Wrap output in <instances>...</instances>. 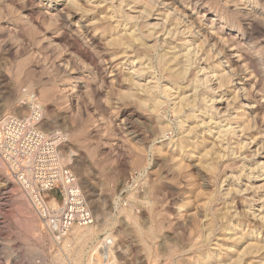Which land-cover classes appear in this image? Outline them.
Listing matches in <instances>:
<instances>
[{"label":"clouds","instance_id":"obj_1","mask_svg":"<svg viewBox=\"0 0 264 264\" xmlns=\"http://www.w3.org/2000/svg\"><path fill=\"white\" fill-rule=\"evenodd\" d=\"M179 3L201 10L192 20L173 5L194 34L215 28L229 37L217 41L229 50L220 62L228 82L250 101L241 110L259 106L241 122L264 134V0ZM155 6L0 0V189L16 185L13 206L0 205V217L15 220L0 229V264H264V227L223 211L235 207L222 202L223 182L240 177L226 175L232 162H223L235 152L216 156L215 129L233 118L193 103L195 75L205 87L212 79L207 66L189 76L170 49L143 42L141 8ZM145 73L152 79L141 84ZM235 133L243 135L239 123ZM202 191L216 194L215 207ZM245 191L255 194L245 203L255 202L264 185ZM53 198L78 206L82 222L54 231Z\"/></svg>","mask_w":264,"mask_h":264},{"label":"rangeland","instance_id":"obj_2","mask_svg":"<svg viewBox=\"0 0 264 264\" xmlns=\"http://www.w3.org/2000/svg\"><path fill=\"white\" fill-rule=\"evenodd\" d=\"M156 1L157 0H151V1L147 0L145 2L149 3V4H153ZM174 4H175V6L178 8V10L180 12H183V13L187 14V16L190 15L189 19H192V20L195 19L194 13H193V7L186 8L183 4L179 3V0H175ZM193 6H195V4H193ZM195 10H196V12H200L201 11L198 7H196ZM143 15H146V14H143ZM151 21L154 23L155 19L147 18L145 20H141L140 21L141 28L145 27V28H143L145 34H146V30H147L146 29L147 26H145V25L150 23ZM143 23H144V25H143ZM135 27H136L135 23H131L130 27L128 28V31L131 32L133 30V28H135ZM121 30L123 31V25L121 26ZM220 35H222L227 40L225 42L229 41V37L226 34L222 33ZM216 37L218 38L219 36L217 35ZM204 38H206L205 35L200 37L199 40L201 41ZM206 39L209 41L210 44H213V42L216 41V43H215L216 46H214L215 48L213 47L214 48L213 50L215 51V53H214V51L213 52L211 51V53H210L211 54V58L208 59L207 62L210 64V66L218 65L219 62L224 61V58L227 56L226 54L228 52L226 53V50L224 49V47H221L220 44H217V41H218L217 39L211 40L212 38H209L208 36H207ZM206 39L202 43V46L204 45L203 47H204L205 51L208 50L211 47V46L208 45V41ZM143 42L145 44L146 43H150L151 45H152V43L153 44L155 43V41H148V40H146V41L144 40ZM224 45H226V43ZM165 48L169 49V46H165ZM217 50H219V52H220V55L218 57H217ZM213 57H216V59L214 61L212 59ZM130 59L131 60H135L136 57H131ZM218 60H219V62H218ZM203 64L206 65L205 63H202V64H200V66H204ZM219 65L221 66V68H227L226 66H224L221 63H219ZM232 68L236 69L235 64L232 65ZM214 70H216V69H214ZM195 71H196L195 68L190 69L188 71V75L189 76H193L195 74ZM143 78L140 80L141 84H146V82H148L149 80L152 79L151 75L148 74V73H145ZM231 81L232 82L228 86H226V87H228L227 88V92H226V96L224 97L223 100H221L219 102L217 101V103H215V106H217V107L219 106L220 111L225 113L228 117H231V118L234 117L233 121H232V119L229 120V123H232V125H233L232 127L235 126V128H236L237 124L239 123L240 124V132H241L242 128H244V131L241 132V133H243V135H240V137L238 135L239 133L229 134L228 136H226L227 139H225V141L223 143L220 142V138H218V136L216 134V136H217L216 144L221 145V147L215 149L216 156L218 158L223 159V157L225 156V151L235 152V153L237 152L238 153V154H235L234 156H228L227 159L223 160L224 163H229V161H231L232 162V166L234 165L233 167H230L229 169H227L226 175H228L229 177H234V176L240 177L239 183H237V181L234 180V179L224 180V182H223L224 183V189H226L228 192L227 191L224 192L222 190V195L224 197V200L222 202L234 203L235 207H234V209L231 208V207H225L223 209V211L225 213H231L233 211H235L237 214L245 213L246 215H245V217H243L244 223L248 224L249 222H251V227L253 229H257L258 227H264V221H261L260 219H257L258 216H264V212H262L260 210V207H262V203L260 202V198L264 197V192H260L259 193V196H258V198H257V200L255 202L248 201L247 203H245V197L246 196L247 197H251V196L254 195L253 192H249V191H245V190L247 189V187L258 188V187L264 185V183H263L264 182V172H261V170L258 168L259 164H261L262 166L264 165V138H258V137L264 136V134H262L259 131V129H257V128L249 129V128H245L244 127V124L241 121L245 117V114L247 113L248 120H251V117L256 114V111L258 110L259 106L257 105L256 108H245L244 110H241V106L242 105H248V103H250V101H249L248 98L247 99H243L241 96H238L239 95L238 94L239 84H237L236 80H234V79L231 80ZM162 82H161L162 85H164V84L169 85V81H167V80L162 81ZM220 92L221 91H216V93H215V91L208 92L207 88H202L200 91H198V96H197V99L195 101V104H197V105L199 104V102H200L199 99H201L203 101H206V100L210 99L212 97V95H213V97L218 98V100H219L220 99L219 95L221 94ZM202 93H203L204 96L202 95ZM234 98L236 100H234ZM225 99H226L227 102L228 101L231 102L230 106H229V109L227 111H226V108H228V106H227V102L225 101ZM237 115L238 116L242 115V116L240 118L239 117L236 118ZM216 118L219 119V117H216ZM221 124L225 125L226 123L224 121H222ZM217 130L218 129L216 128L215 132H217ZM250 141H251V143H250ZM235 144H237V145H235ZM209 148H210V151H209L208 155H212V150H213L212 149V145H210ZM257 151H258V155H257ZM259 160L260 161L262 160V161L260 162ZM242 168H245V172L250 171V169L254 168L255 171H254V169L252 171V175H253L254 178L249 180L247 175L241 176L240 173H241ZM15 187H16L15 182H9V184L7 185V188L0 189V196H3V199H0V205L4 206L5 208H9V207L13 206V195H12L11 192H8V190L9 189H14ZM240 189L241 190L243 189L242 191L245 192L244 196H241V195L238 194L239 192H241ZM4 193H8V194L4 195ZM201 196L205 198L206 206L208 204H212V206L215 207V204H213V201L216 200V194L208 192V191H202L201 192ZM53 200L56 201L55 199H52L50 202H53ZM57 200H60V199H57ZM261 209H264V207L261 208ZM6 225L9 226V227H14L15 226V220L13 219V217H11V216H9V217H0V229H3ZM6 234H7L6 232H0V236L6 235ZM257 234H259V232ZM256 242L257 241H254V242L250 241V243H256ZM2 247H3V245H0V248H2Z\"/></svg>","mask_w":264,"mask_h":264},{"label":"bare ground","instance_id":"obj_3","mask_svg":"<svg viewBox=\"0 0 264 264\" xmlns=\"http://www.w3.org/2000/svg\"><path fill=\"white\" fill-rule=\"evenodd\" d=\"M147 1V0H145ZM151 1V0H150ZM175 0H157L156 2H154V4L156 5L155 8L151 11H148L144 8L141 9V13L142 14H146L145 16L149 19H155V22L153 23L152 21L148 24H146L145 26H147V30H146V40L148 41H155V43L152 45L150 43H146L147 46L149 47H155L158 46L160 44H163L164 46H169V49L171 50V52L174 54V56L177 58V61H182L183 62V67L185 69H187L188 71L192 68H205L207 66V69L210 70L209 74L212 77V79H208L206 81L207 87H205V77L196 74L194 77V83H193V87L192 89H190L189 91L194 92L196 99L198 96V91H200L202 88H210L213 91L219 89V91H221L220 95H219V100L218 98L212 97L208 100H206V102L210 105V109L209 111L215 110L216 112H220V108L219 106H215V103H217V101H221L224 99V97L226 96V92H227V88L226 86H228L230 83L228 82L230 79V71L229 68H219V70H214L213 66H210V64L207 62L208 59L211 58V51L213 52L214 50V46L216 41L213 42V44H210L209 41L206 39L207 36L209 38H212L211 40H215L217 39L218 41H221L226 45L229 43L225 42L227 41L222 35V33L216 31L215 28L210 29V33H205V37L203 40H199L200 37H202L199 34H194V27L193 26H188L186 24L185 21H183L182 19H180L179 17H173L172 12H173V5H174ZM149 4V3H148ZM182 7V6H181ZM196 9L195 6H193V9ZM183 11V10H182ZM183 13V12H182ZM184 16L186 17H190L187 16V14L183 13ZM146 18V19H147ZM144 25V23H143ZM145 28V27H143ZM134 29V28H133ZM133 31V30H132ZM219 36L218 38L216 36ZM226 37V36H225ZM205 39L208 41V45L211 46L208 50L205 51L204 49V45L202 46V43L205 41ZM218 44V43H217ZM214 47V48H213ZM207 48V47H206ZM224 49L226 50V55L229 54V50L224 47ZM225 52V51H224ZM215 53V51H214ZM222 55V54H221ZM223 56V55H222ZM223 59V58H222ZM220 60V59H219ZM218 60V62H219ZM214 61V60H213ZM205 63L206 65L204 66H200V64ZM220 63V62H219ZM218 63V65H219ZM195 66V67H194ZM137 67H139V65H137ZM187 71V74H188ZM191 72V71H190ZM193 72V71H192ZM194 74V73H193ZM144 79V78H143ZM147 83V82H146ZM163 83V82H162ZM234 83V82H233ZM211 85V86H210ZM167 86V84L162 85L160 83V87H164ZM239 88V87H238ZM234 89V88H233ZM205 92V91H204ZM218 93V92H217ZM210 94V93H209ZM206 95V94H205ZM204 96V95H203ZM216 96V95H215ZM234 96V95H233ZM239 96V95H238ZM242 97V96H241ZM243 99H247L245 97H242ZM186 99L191 100V97H187ZM205 99V98H204ZM239 99V98H238ZM201 100V99H199ZM228 100V99H227ZM232 100V99H231ZM234 100H236L234 98ZM241 100V99H240ZM196 101V100H195ZM195 101H193V103H195ZM226 101V99H225ZM210 102V103H209ZM227 102V101H226ZM245 102V101H244ZM231 102H227V106L228 108H226V111L229 109ZM247 104V103H246ZM249 104V103H248ZM238 105V104H237ZM226 106V105H225ZM223 111V110H222ZM237 111V110H236ZM225 112V111H224ZM231 112V111H230ZM231 115V114H230ZM233 115V114H232ZM235 116V115H234ZM242 115L238 116L236 118H240ZM212 117H207V119H205V122H207L208 119H211ZM234 118V117H233ZM223 120L220 121V124H218L216 126V128L218 129L216 134L218 136V138H220V142L223 143L225 141V139H227L226 136H228L229 134H236L235 133V126L232 127V123H226L225 125H222ZM233 121V119H232ZM244 131V128L241 129V132ZM245 134V133H244ZM240 137V134H238ZM256 137V136H255ZM253 140V139H252ZM263 140V139H262ZM247 143V142H246ZM251 143V141H250ZM261 144V143H260ZM237 145V144H235ZM241 145V144H240ZM252 145V144H251ZM239 147V146H238ZM262 149V148H261ZM254 150V149H253ZM236 154H238L236 152ZM257 155H258V151H257ZM224 156V155H223ZM242 156V155H241ZM239 157V156H238ZM249 157V156H248ZM247 157V158H248ZM256 158V157H255ZM239 159V158H238ZM260 161V160H259ZM262 161V160H261ZM260 161V162H261ZM242 162V161H241ZM243 163V162H242ZM235 164V163H234ZM234 166V165H233ZM232 166V167H233ZM238 166V165H237ZM260 166H262L261 164L258 165V168L260 169ZM264 166V165H263ZM254 169V168H253ZM253 169H250V171H253ZM243 171H245V168H242ZM255 171V169H254ZM235 174V173H234ZM257 174V173H256ZM263 178V177H262ZM264 183V182H263ZM256 187V186H255ZM248 188V187H247ZM241 190V189H240ZM243 190V189H242ZM241 190V191H242ZM228 192V191H227ZM255 195V194H254ZM264 198V197H262ZM57 202L53 200V202H51V204H56ZM260 203V202H259ZM264 207V203H262V207ZM249 211V210H248ZM252 211V210H251ZM260 215V214H259ZM255 216V215H254ZM260 222V221H259ZM254 242V241H253Z\"/></svg>","mask_w":264,"mask_h":264},{"label":"built area","instance_id":"obj_4","mask_svg":"<svg viewBox=\"0 0 264 264\" xmlns=\"http://www.w3.org/2000/svg\"><path fill=\"white\" fill-rule=\"evenodd\" d=\"M56 204L49 203L50 214L48 215L49 223L52 225L54 231H58L60 227H70L72 224H79L83 219V212L78 211V206L68 203L65 206V201L61 198L57 200Z\"/></svg>","mask_w":264,"mask_h":264}]
</instances>
